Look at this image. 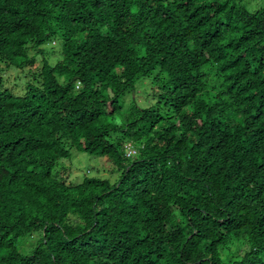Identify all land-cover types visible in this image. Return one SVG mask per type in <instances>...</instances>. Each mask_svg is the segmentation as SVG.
Instances as JSON below:
<instances>
[{"label": "trees", "instance_id": "16d2710c", "mask_svg": "<svg viewBox=\"0 0 264 264\" xmlns=\"http://www.w3.org/2000/svg\"><path fill=\"white\" fill-rule=\"evenodd\" d=\"M0 264H264V4L0 0Z\"/></svg>", "mask_w": 264, "mask_h": 264}, {"label": "rangeland", "instance_id": "374dc122", "mask_svg": "<svg viewBox=\"0 0 264 264\" xmlns=\"http://www.w3.org/2000/svg\"><path fill=\"white\" fill-rule=\"evenodd\" d=\"M238 3L246 4V6L254 11L264 4V0H237ZM61 43L54 41L52 44L44 45L45 52L50 58L52 64H56L59 58V49ZM58 57H57V56ZM42 67V55L37 57L36 65L26 67L24 69H7L4 72V80L7 87L11 88L17 94H23L25 87L29 82L34 80V72H39ZM153 85L151 80H141L134 92L126 94V110L129 107L131 100H137L140 105L147 106L155 103V100L150 96ZM59 175L66 177L67 182H80L85 177L108 178L115 181L120 172L116 170L115 164L109 160L107 156L92 155L87 152H78L73 150V156L69 159H61L56 167ZM28 237L20 239L19 246L23 252H26L28 247L33 244V241Z\"/></svg>", "mask_w": 264, "mask_h": 264}, {"label": "built area", "instance_id": "2783aa9c", "mask_svg": "<svg viewBox=\"0 0 264 264\" xmlns=\"http://www.w3.org/2000/svg\"><path fill=\"white\" fill-rule=\"evenodd\" d=\"M129 153H130V154H131V153H136V151H131V152H129Z\"/></svg>", "mask_w": 264, "mask_h": 264}]
</instances>
